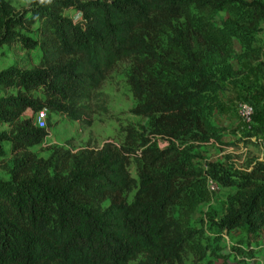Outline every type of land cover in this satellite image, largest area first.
Instances as JSON below:
<instances>
[{
    "label": "trees",
    "instance_id": "trees-1",
    "mask_svg": "<svg viewBox=\"0 0 264 264\" xmlns=\"http://www.w3.org/2000/svg\"><path fill=\"white\" fill-rule=\"evenodd\" d=\"M230 6L247 15L245 25L223 22L213 38L212 27L192 22L190 10ZM262 20L264 0H30L21 10L0 0V46L17 42L41 49L39 66L0 71V87L17 89L16 95L0 96V121L11 126L0 133V145L9 142L19 153L48 135L31 118L22 119L27 110L90 126V105L120 62L128 64L125 76L135 100L130 113L148 119L129 203L118 197L135 185L127 170L131 130L125 145L106 142L59 164L28 153L16 156L9 180L0 181V264H182L188 236L171 210L198 176L191 145L216 137L211 116L220 93L239 75L228 61L233 41L256 51L251 42ZM35 22L42 23L40 42L26 35ZM250 57L260 61L258 54ZM36 90L43 100L30 95ZM151 138L168 145L145 147ZM207 168L218 183L237 188L228 211L211 220L218 235L240 227L259 234L264 162L237 182L216 164ZM105 199L110 203L102 207Z\"/></svg>",
    "mask_w": 264,
    "mask_h": 264
},
{
    "label": "rangeland",
    "instance_id": "rangeland-1",
    "mask_svg": "<svg viewBox=\"0 0 264 264\" xmlns=\"http://www.w3.org/2000/svg\"><path fill=\"white\" fill-rule=\"evenodd\" d=\"M6 1L16 10H21L27 7L30 0ZM190 13L192 22L213 28V38L216 35L215 28L221 27L223 22L243 26L248 19L245 13L241 14L234 6L223 11L190 10ZM65 15L73 21L78 19L77 13L73 11H66ZM259 26V30L253 33L251 42L256 51H244L237 41H233L230 54L232 56H229L228 61L239 75L234 79V86L220 93L221 103L211 116L210 121L215 126L216 137L208 142L191 145L194 156L191 167L198 176L194 177L193 184L186 190L187 194L171 210L172 216L188 236L182 264H264V220L260 230H257L259 234L250 233L246 227H240L219 236L217 229L211 225V220H219L228 211L229 199L236 193L237 188L223 186L207 174V164H216L230 175L231 180L237 182L239 175L248 172L255 164L264 162V70L260 64H264V20L260 21ZM41 28L42 23L35 22L26 35L40 42ZM255 54L260 56L261 62L250 57ZM40 60V46L24 49L17 42L0 46V71L9 67L32 69L39 66ZM127 69V62H120L108 74L96 93V99L90 105V126L69 121L58 113L46 112L45 129L48 135L41 143L17 153L12 151L9 142L3 141L0 145V181L9 180V169L14 158L23 153L51 159L59 164L84 149H99L106 142L125 145L126 131L131 130L133 156L130 157L127 170L135 185L118 197L119 201L131 202L138 184L140 160L137 149L148 138V119L130 113L135 100L126 81ZM16 93V88L0 87V96ZM30 95L37 100L44 99L39 90L32 91ZM246 102L254 108L249 122L238 115L240 104ZM21 117L31 118L36 125L35 113L31 110L25 111ZM85 119L88 120L86 117ZM10 129L11 126L0 121V133H9ZM190 144L188 142L180 148H187ZM148 145L163 149L168 143L151 138L145 147ZM63 164L65 169L71 166L69 160ZM109 203L110 200L105 199L101 206L106 207Z\"/></svg>",
    "mask_w": 264,
    "mask_h": 264
},
{
    "label": "built area",
    "instance_id": "built-area-1",
    "mask_svg": "<svg viewBox=\"0 0 264 264\" xmlns=\"http://www.w3.org/2000/svg\"><path fill=\"white\" fill-rule=\"evenodd\" d=\"M46 112V110L35 112V122L37 127L45 128ZM253 113L254 108L251 104H249L248 102L240 104L238 115L242 120L249 122Z\"/></svg>",
    "mask_w": 264,
    "mask_h": 264
},
{
    "label": "clouds",
    "instance_id": "clouds-1",
    "mask_svg": "<svg viewBox=\"0 0 264 264\" xmlns=\"http://www.w3.org/2000/svg\"><path fill=\"white\" fill-rule=\"evenodd\" d=\"M41 3H43V0H40Z\"/></svg>",
    "mask_w": 264,
    "mask_h": 264
}]
</instances>
